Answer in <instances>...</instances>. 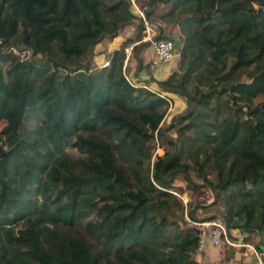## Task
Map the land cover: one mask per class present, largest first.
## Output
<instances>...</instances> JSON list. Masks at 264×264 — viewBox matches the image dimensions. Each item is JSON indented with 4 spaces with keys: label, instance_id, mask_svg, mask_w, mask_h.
<instances>
[{
    "label": "trees",
    "instance_id": "16d2710c",
    "mask_svg": "<svg viewBox=\"0 0 264 264\" xmlns=\"http://www.w3.org/2000/svg\"><path fill=\"white\" fill-rule=\"evenodd\" d=\"M142 1L177 29L153 27L178 66L149 82L185 104L164 128L167 99L122 71L131 40L92 64L134 19L140 39L129 0H0V264H198L199 229L174 215L217 217L182 205L177 180L213 193L227 232L264 233V0ZM147 46L131 47L136 71Z\"/></svg>",
    "mask_w": 264,
    "mask_h": 264
},
{
    "label": "crops",
    "instance_id": "0c3cea01",
    "mask_svg": "<svg viewBox=\"0 0 264 264\" xmlns=\"http://www.w3.org/2000/svg\"><path fill=\"white\" fill-rule=\"evenodd\" d=\"M143 21L145 22V24L147 23L145 20ZM142 26H143V22H142ZM148 26L147 27L150 30L147 31V35H149L150 33L151 34L155 33L154 28L149 24ZM167 27H170V26H167ZM143 30H145L144 26H143ZM145 32H144V36L146 35ZM166 33L165 32L163 33L164 36H166ZM170 33L174 35V37H177V29L175 27L173 31ZM135 35L137 36V31H135V27L132 26V24L130 23L126 24L123 27L121 33L117 37H115L111 42L103 43V54L99 55L97 58L94 57L92 59L94 65L100 66L101 65L100 63L102 62V58H103V62L108 61L107 56H110L111 53H113L114 51H117L119 46L122 43H124L126 40L132 41V43L130 44L131 47L139 45L140 43H145V42L149 43V41H147L146 39L147 35L145 37H142L144 41H142V39L141 40L134 39ZM148 46H149V49H148L149 51H146ZM148 46L144 48L138 54V58L141 60V63H142L141 66L144 68L140 71H136L135 70L136 61L133 58V56H131L129 53L128 60L126 63H124V70L131 73L132 79H134L135 81H138L139 84H143L147 90L157 93L160 97H164V98L168 97V99L170 100L171 97L169 96L166 97V95H162L161 92L158 91L156 85L153 82H149V81L151 79L154 81L165 80L171 74L173 67L163 68V66L165 65L159 66L157 69L164 71L163 77H161V75H163V72L161 73V75H156V72L150 70L147 66H148V62L152 59V49L150 45ZM131 47L129 46L125 49H130ZM95 52H96V49H95ZM100 58L101 60H99ZM145 66L147 68H145ZM133 75L135 77H133ZM173 104L174 102L172 101V105ZM209 214L211 215L212 213H209ZM227 233H229V238H228L229 244H226L225 242H223L219 248H215L212 245H210L208 243V240L205 238L203 249L200 252L193 253L192 257L194 258L195 262L198 264H255L256 260H255L254 253H257V252H255L254 249L256 247H259L260 249L264 250V233H261V235L259 234L245 235L241 232H238L237 230H231V231H228Z\"/></svg>",
    "mask_w": 264,
    "mask_h": 264
},
{
    "label": "rangeland",
    "instance_id": "374dc122",
    "mask_svg": "<svg viewBox=\"0 0 264 264\" xmlns=\"http://www.w3.org/2000/svg\"><path fill=\"white\" fill-rule=\"evenodd\" d=\"M130 1V5L132 6V10L134 11V14L139 18V16H138V14L137 13H139V12H141V9H140V7L139 6H141L142 7V5L144 4L143 3V1L142 0H139L138 1V3L137 4H135V2L133 1V0H129ZM136 11V12H135ZM164 8H162V7H157V10H156V15H154V16H158V15H162V14H164ZM142 13V12H141ZM148 23H146V25L148 26V24L149 25H151L152 27H155V26H158V25H161V27H162V29H163V33L165 32L166 33V31H167V33H166V36L165 37H167L168 39H171L173 42H174V40L176 39V37H174V35H172L170 32H172L173 31V29H174V27L173 26H171V25H169L170 27H167V26H165V25H162L161 24V22H159L155 17H153L152 16V18L150 17L149 18V21H147ZM130 24H132V26H134L135 27V31H137V28H136V26H137V21L136 20H134L133 22L131 21V23ZM149 27V26H148ZM144 32H145V30H143ZM144 32H141V34H140V39L139 40H141L142 39V41H144L143 40V38L142 37H145L144 36ZM146 33V32H145ZM156 33H157V31H156ZM156 33H154V36H156ZM149 35H151V33L149 34ZM148 36V35H147ZM135 38L137 37L136 35L134 36ZM134 38V39H135ZM103 43H105V41H103L102 43H100L98 46H96L94 49H93V52H92V59L94 58V57H98L99 55H101V54H103ZM145 43H147L148 45H150L148 42H145ZM174 44V43H173ZM131 47V45L130 44H127V46H126V48L127 47ZM95 49H96V52H95ZM149 49V46H148V48L146 49V51H149L148 50ZM174 53H175V56H174V58H173V60L169 63V64H167V65H165V66H163V68L165 67V68H168V67H173V69H172V71H171V74L173 73V72H175L176 70H177V61H178V56H177V53H178V50L176 49V47L174 46ZM130 55H131V51H130ZM99 60H101V58L99 59ZM103 63V58H102V62L100 63V64H102ZM92 64H93V66L94 67H96L95 69L97 70L98 68V66H95L94 65V63H93V61H92ZM162 68V67H161ZM152 71H154V72H156V75H161V73L163 72V75H161V77H163L164 76V71H162V70H160V69H157L156 68V70L154 69V70H152ZM124 75H125V78L129 81V82H131L132 83V80H131V78H132V76H131V73H129V72H127L126 70H124ZM160 77V78H161ZM142 86H144L143 84H142ZM145 87V86H144ZM161 94L162 95H166V97L167 96H169V97H171V99L169 100L168 99V97L167 98H165V99H168L167 101L169 102L168 103V109H167V111H166V113H165V116H164V120H163V122H162V124H160V127H166L167 125H168V123H170V119L173 117V116H175L176 114H178V113H182L184 110H185V104H184V102H183V100H181V99H179L178 98V96L177 95H174V94H168V93H162L161 92ZM172 101L174 102V104L172 105ZM263 101V99L262 98H260V97H258V98H256L255 100H253V105L254 106H258V105H260L261 104V102ZM2 126V124H0V127ZM174 131H175V129H169V131L167 132V134H166V136L168 137V139H170L174 144H175V147H176V150H178V148H179V143H177L176 141H175V135H174ZM150 145H153L154 146V149L152 150V154H154V155H161L162 153H161V151H160V146H162V145H160V142H159V139L157 138V140L156 139H153L152 140V142H150ZM163 145L165 146V144L163 143ZM163 146V152L165 151V147ZM70 152V154H74L73 152H71V151H69ZM152 162V158H151V160H150V163ZM150 163H149V165L148 166H150ZM188 163V165H192L189 161H187L186 162V164ZM185 164V163H184ZM188 175H189V177L191 178V180L193 181V182H195V183H198V184H200V181H198L197 179H195L194 178V174H193V172H189L188 173ZM208 179L209 180H211L212 179V177L211 176H209L208 177ZM176 183V185H175V187H174V189H173V191H172V194L173 195H175L176 197L178 196L179 198L180 197H182L183 198V200H181L180 199V202L182 203V205H185L186 207L188 206V205H193V204H195V203H200V206H207L208 208H210L211 207V210H207V211H205V212H200L199 213V215H196L197 217H199L200 215H202L203 216V213H207L208 215H210L209 213H212L211 215L212 216H214V217H217L216 219H214V220H212L211 222H209V223H214V224H221V225H223L222 224V221L220 220V216H219V213L222 211V205H221V202H219V203H217L216 205H215V202L213 201V193L211 194V193H209L207 190H206V188H204V189H202V190H200L199 192H197L195 195L194 194H189L188 192V190H185V189H187L186 188V185L182 182V181H180V180H177V181H175ZM180 189H183L184 190V193H185V195L183 196V195H180L179 194V190ZM186 196V197H185ZM187 198V199H186ZM186 199V200H185ZM185 201H186V203H185ZM213 201V202H212ZM209 212V213H208ZM175 221H176V224L179 226V227H184V226H186V227H194V228H197V229H200V230H202V231H207L208 230V227H205V226H201V225H198L197 227H196V224H191V223H189L188 222V220H187V217H186V214H185V212L182 214V215H180L179 213H176L175 215H174V218H173ZM204 223H207V222H204ZM197 224H203V223H197ZM176 225V226H177ZM228 236H229V233H228ZM235 239V238H234ZM224 242V241H223ZM193 256V255H192ZM192 259L194 260V258L192 257ZM195 261V260H194Z\"/></svg>",
    "mask_w": 264,
    "mask_h": 264
},
{
    "label": "built area",
    "instance_id": "2783aa9c",
    "mask_svg": "<svg viewBox=\"0 0 264 264\" xmlns=\"http://www.w3.org/2000/svg\"><path fill=\"white\" fill-rule=\"evenodd\" d=\"M138 16L140 20L143 22V26L147 31L150 30L146 26L145 22L143 21L142 13L139 12ZM147 41H149L150 47L152 49V59L148 62V68L150 70H154L162 65L169 64L174 56V45L173 43L168 39H156L154 36V33L151 35L146 36ZM130 49H124V59L122 64V71L124 70V63L128 60V54L130 53ZM108 67V61L103 62L100 66H98V69H103ZM164 98V97H162ZM198 225L208 227V230L205 233V230L202 231L199 229V239L197 242V248L196 252H200L203 249L205 238L208 240V243L212 245L215 248H219L222 244L221 239L225 241L226 244H229L227 240H225V235L227 233L225 226L221 224H214V223H203V224H196V227ZM255 256V264H264V253H254Z\"/></svg>",
    "mask_w": 264,
    "mask_h": 264
},
{
    "label": "water",
    "instance_id": "95a60500",
    "mask_svg": "<svg viewBox=\"0 0 264 264\" xmlns=\"http://www.w3.org/2000/svg\"><path fill=\"white\" fill-rule=\"evenodd\" d=\"M225 229H226V227H225Z\"/></svg>",
    "mask_w": 264,
    "mask_h": 264
}]
</instances>
